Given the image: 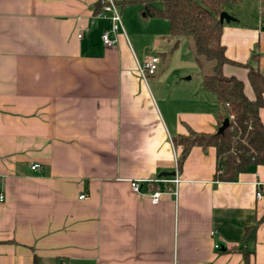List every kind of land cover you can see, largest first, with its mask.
<instances>
[{"label": "crops", "instance_id": "1", "mask_svg": "<svg viewBox=\"0 0 264 264\" xmlns=\"http://www.w3.org/2000/svg\"><path fill=\"white\" fill-rule=\"evenodd\" d=\"M101 1L0 0V264H264V165L224 182L216 149L197 146L177 196L132 191L174 177V138L219 132L223 111L203 75L193 82L194 57L170 66L177 49L161 69L168 20L115 0L124 29L108 47ZM239 5L225 9L222 43L241 65L223 73L253 99L242 64L264 75V0ZM151 56L160 68L145 80Z\"/></svg>", "mask_w": 264, "mask_h": 264}, {"label": "trees", "instance_id": "2", "mask_svg": "<svg viewBox=\"0 0 264 264\" xmlns=\"http://www.w3.org/2000/svg\"><path fill=\"white\" fill-rule=\"evenodd\" d=\"M155 1L121 0V3L140 4L145 17L169 21L170 39L173 41L169 54L183 42H188L194 60L203 72L204 89L217 96L222 108L221 126L225 119L230 120L223 133L191 131L188 135L175 137V146L181 148L179 168H182L194 147H214L219 161L217 177L224 182H235L241 173L264 165V124L260 116L264 108V75L256 63L242 64L248 69L249 82L255 93V98L251 99L245 92L242 80L223 73L225 65L241 64L226 56L220 17L227 6L243 0H159L163 8H157ZM35 264H38L37 259Z\"/></svg>", "mask_w": 264, "mask_h": 264}, {"label": "built area", "instance_id": "3", "mask_svg": "<svg viewBox=\"0 0 264 264\" xmlns=\"http://www.w3.org/2000/svg\"><path fill=\"white\" fill-rule=\"evenodd\" d=\"M103 11L110 12L112 14L111 20L112 25L109 29L105 30L102 39L106 46L112 47L117 43V34L124 29L121 11L119 5L115 0H102ZM160 68V58L158 56H151L149 59L145 60V62L139 66V72L143 79H147L149 76L155 75ZM32 170H39L40 165L34 164ZM179 165L177 166V170L175 172L174 177L166 178L161 177L152 181H141V180H133L130 182L131 189L136 194H144L149 196L151 202L153 204H158L161 200L163 194H172L177 196L178 194V186L181 181L180 173H179ZM149 186V193L143 191V186ZM85 195L81 196V199L85 198ZM257 197L261 198V192L257 193ZM5 201V195L0 193V202ZM217 249H221L220 245H216Z\"/></svg>", "mask_w": 264, "mask_h": 264}, {"label": "rangeland", "instance_id": "4", "mask_svg": "<svg viewBox=\"0 0 264 264\" xmlns=\"http://www.w3.org/2000/svg\"><path fill=\"white\" fill-rule=\"evenodd\" d=\"M239 6H240L239 4L227 6L226 10L233 11L236 8H238ZM170 56L171 55L169 54V57L167 59L168 61L163 62L162 68H161L162 70H164L166 68L165 63L169 62ZM192 59H193V54L191 53V51L189 49L188 42H183L182 44H180L178 51L175 53L173 59L170 60L171 61L170 66L171 65L180 66L181 64H183L185 62L192 61ZM186 66H188V65H186ZM189 73H190V75L193 76V82H197V81L201 80V75H203V72L197 66L193 67L192 70L190 69Z\"/></svg>", "mask_w": 264, "mask_h": 264}, {"label": "water", "instance_id": "5", "mask_svg": "<svg viewBox=\"0 0 264 264\" xmlns=\"http://www.w3.org/2000/svg\"><path fill=\"white\" fill-rule=\"evenodd\" d=\"M233 20H234V18L231 15H229L227 12H223L221 14V17H220L221 23H224V21L230 22ZM229 124H230L229 118L225 119V121H224L223 125L220 127L218 133H223L225 131V129L229 126ZM166 175H170V174H166ZM172 175H174V173H172Z\"/></svg>", "mask_w": 264, "mask_h": 264}]
</instances>
